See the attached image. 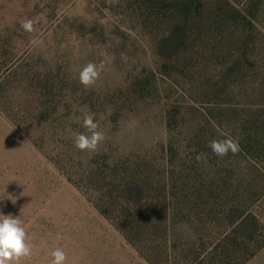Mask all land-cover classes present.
Masks as SVG:
<instances>
[{
  "label": "rangeland",
  "instance_id": "1",
  "mask_svg": "<svg viewBox=\"0 0 264 264\" xmlns=\"http://www.w3.org/2000/svg\"><path fill=\"white\" fill-rule=\"evenodd\" d=\"M89 112L105 139L81 151ZM221 133L238 153L212 152ZM0 212L24 224L26 264L57 247L200 264L236 230L232 264H264V0H0Z\"/></svg>",
  "mask_w": 264,
  "mask_h": 264
},
{
  "label": "clouds",
  "instance_id": "2",
  "mask_svg": "<svg viewBox=\"0 0 264 264\" xmlns=\"http://www.w3.org/2000/svg\"><path fill=\"white\" fill-rule=\"evenodd\" d=\"M34 21L27 20L22 27L31 31ZM104 69L103 63L96 64L94 62L87 63L79 71V82L85 88L92 87L100 78ZM82 126L86 129L83 133H74V146L81 151H96L98 146L105 139L104 133L99 130V124L94 119V114L87 113L83 117ZM225 139H212L209 142V147L212 152L218 157H224L229 152L236 154L239 152L238 140L232 138L227 133H221ZM206 158V154L199 153L196 156L197 162ZM13 202V201H12ZM16 200L13 202L15 203ZM33 245L30 242L26 228L19 216L12 214H3L0 212V264H26L32 257ZM52 259L49 264H66V253L62 248L57 247L51 251Z\"/></svg>",
  "mask_w": 264,
  "mask_h": 264
},
{
  "label": "trees",
  "instance_id": "3",
  "mask_svg": "<svg viewBox=\"0 0 264 264\" xmlns=\"http://www.w3.org/2000/svg\"><path fill=\"white\" fill-rule=\"evenodd\" d=\"M175 39V36L172 35L171 36V41H173ZM123 194V192H122ZM105 213V212H103ZM248 221V219H247ZM245 222H246V218H245ZM135 222L134 221H128V222H121L119 229L127 236V238H129V241L131 239V241L133 243H136L133 240V236H131L133 233L129 230L130 226L133 225ZM244 225V223H243ZM242 225V226H243ZM235 234V238L231 240L230 235H228L227 237H225V241H223L221 244V252L219 253V256H215L212 259L206 260V259H201L199 261L200 264H232L234 259L238 257V253L240 252L239 249H243L245 248L246 242L247 240H249V238H247V236H242L240 237L239 235H241L238 230L234 231ZM135 235L137 236V234L135 233ZM140 248V247H139ZM163 248V246H162ZM142 250V249H141ZM167 249L166 252L167 253ZM144 252V251H143ZM145 253V257L146 259L151 263V264H155L154 261H157V264H161V259L163 257H161V259H156L154 260L153 256L150 255V252L147 250ZM166 258L169 259L166 255ZM196 260H198V258H196Z\"/></svg>",
  "mask_w": 264,
  "mask_h": 264
}]
</instances>
